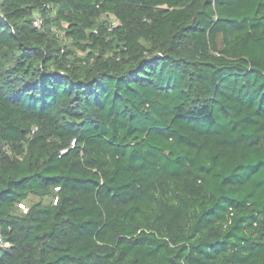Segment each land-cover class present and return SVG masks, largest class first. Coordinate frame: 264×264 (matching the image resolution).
Masks as SVG:
<instances>
[{"label":"trees","instance_id":"trees-1","mask_svg":"<svg viewBox=\"0 0 264 264\" xmlns=\"http://www.w3.org/2000/svg\"><path fill=\"white\" fill-rule=\"evenodd\" d=\"M173 262L264 264V0H0V264Z\"/></svg>","mask_w":264,"mask_h":264},{"label":"built area","instance_id":"built-area-1","mask_svg":"<svg viewBox=\"0 0 264 264\" xmlns=\"http://www.w3.org/2000/svg\"><path fill=\"white\" fill-rule=\"evenodd\" d=\"M41 20L38 18V17H36L35 19H34V21H33V25L36 27V28H40L41 27ZM21 206V205H20Z\"/></svg>","mask_w":264,"mask_h":264},{"label":"water","instance_id":"water-1","mask_svg":"<svg viewBox=\"0 0 264 264\" xmlns=\"http://www.w3.org/2000/svg\"><path fill=\"white\" fill-rule=\"evenodd\" d=\"M173 264H176V263L173 262Z\"/></svg>","mask_w":264,"mask_h":264}]
</instances>
